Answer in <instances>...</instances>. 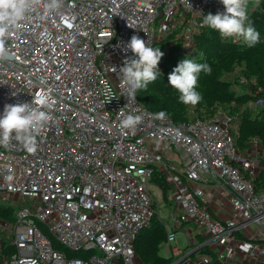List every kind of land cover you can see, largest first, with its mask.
I'll list each match as a JSON object with an SVG mask.
<instances>
[{
	"label": "built area",
	"instance_id": "built-area-1",
	"mask_svg": "<svg viewBox=\"0 0 264 264\" xmlns=\"http://www.w3.org/2000/svg\"><path fill=\"white\" fill-rule=\"evenodd\" d=\"M47 3L39 0L18 22L6 37L9 58L0 60V114L47 91L52 116L35 152L15 139L0 146V199L18 206L13 220L0 218V264H144L135 243L157 213L155 171L183 212L163 246L173 264L185 257L182 264H210L203 249L225 264H264L259 139L242 151L236 116L219 110L176 125L143 107L138 91L129 104L119 88L133 35L154 48L181 30L192 49L209 29L200 27L203 15L224 11L220 0H62L52 11ZM257 94L251 105L264 108V90ZM121 111L142 115L135 131L119 126ZM209 188L230 203L226 219L215 216ZM187 225L201 242L180 253L175 231ZM247 227L257 232L246 237Z\"/></svg>",
	"mask_w": 264,
	"mask_h": 264
},
{
	"label": "trees",
	"instance_id": "trees-1",
	"mask_svg": "<svg viewBox=\"0 0 264 264\" xmlns=\"http://www.w3.org/2000/svg\"><path fill=\"white\" fill-rule=\"evenodd\" d=\"M248 15L260 32V42L253 47H248L245 43H235L230 38L223 39L217 31L210 28L195 37V46L189 50L185 46L181 30L156 44L154 48L160 47L164 53L159 63L160 74L146 90H138L139 103L151 112H163L176 125L197 118L209 119L219 110L226 111L239 120L240 136L237 145L240 150H248L255 138L259 139L264 148V108L251 105L259 99L257 92L264 90V0H260L259 7L250 4ZM185 58L193 59L197 63H207L212 68L211 74L202 72L199 75L196 90L202 99L194 107L181 103L178 92L168 83V75ZM253 80L255 82L250 83ZM215 105L222 107H214ZM151 181L164 191L171 190L158 171L152 175ZM258 185L262 189L264 173L258 178ZM0 218L13 220L1 209ZM168 236L166 224L156 213L136 240L137 257L144 264H173L174 256L161 253ZM199 238L198 241L201 242ZM200 253L210 257V264H225L210 250L203 249Z\"/></svg>",
	"mask_w": 264,
	"mask_h": 264
},
{
	"label": "clouds",
	"instance_id": "clouds-1",
	"mask_svg": "<svg viewBox=\"0 0 264 264\" xmlns=\"http://www.w3.org/2000/svg\"><path fill=\"white\" fill-rule=\"evenodd\" d=\"M39 0H0V60L9 58L5 46L6 37L24 19ZM224 6L223 12L203 15L200 27H208L219 33L221 38L241 40L253 47L260 42V32L253 25L248 15L251 4L259 7L260 0H220ZM62 0H48L46 8L49 11L57 9ZM125 50H130L132 57L126 58L119 69V88L124 89L129 99V104L136 101V92L147 89L148 85L157 80L160 74L158 65L164 56L160 47L153 48L148 40L138 35H133L125 45ZM113 72L116 71L114 67ZM211 74L212 68L207 63H197L193 59L185 58L168 75L169 85L179 94V101L185 105L195 106L202 99L196 90L200 73ZM111 96L108 88L104 90ZM112 100V99H111ZM51 106V96L47 91L33 95L31 103L18 102L5 104L3 113L0 114V146L8 145L13 139L21 142L28 152L37 149V136L42 128L51 121L52 116L44 109ZM120 115V127L135 131L142 123V115L130 112ZM164 113L156 114V118Z\"/></svg>",
	"mask_w": 264,
	"mask_h": 264
},
{
	"label": "rangeland",
	"instance_id": "rangeland-1",
	"mask_svg": "<svg viewBox=\"0 0 264 264\" xmlns=\"http://www.w3.org/2000/svg\"><path fill=\"white\" fill-rule=\"evenodd\" d=\"M243 82L244 81H242V83ZM254 82H255V80L251 81L250 83H254ZM238 87L242 88L243 86L238 85ZM217 106L222 107L221 105H215L214 107H217ZM177 158L179 159V157H177ZM177 158H176V161L179 162V160ZM178 166H180V164H178ZM169 188H170V186H169ZM210 190L211 189L209 188L208 194H209ZM150 192H151V195H152V197L156 203L155 210L157 211L158 217L160 218V220L162 222H164L166 224L168 231H174L175 229L173 227H174L175 216L176 215L181 216L183 214V212L176 207V204H175L173 197H172L171 190L168 189V191H164L161 187H159L157 184H155L153 181H151ZM214 201L219 203V204H223L222 200L214 199ZM211 202H213V199L211 200ZM0 209L5 211L6 216H8L10 218H14V214H15L16 210L18 209V206L13 201L6 200V199H0ZM225 210L227 211L226 206L224 208V211ZM181 230H183V231H181ZM189 230L194 232V234H195V232H197V230H195L194 226H192V225H187V226H185V228H178V230L175 231L177 243L179 242V245H181V247H185V246L189 245V237H187V231H189ZM255 232H257V229L255 227H247L242 231V233L246 237H250ZM0 237H3L1 233H0ZM174 246H175V243L173 244V247ZM161 253L163 255L168 256V254L164 253L163 249L161 250Z\"/></svg>",
	"mask_w": 264,
	"mask_h": 264
},
{
	"label": "crops",
	"instance_id": "crops-1",
	"mask_svg": "<svg viewBox=\"0 0 264 264\" xmlns=\"http://www.w3.org/2000/svg\"><path fill=\"white\" fill-rule=\"evenodd\" d=\"M210 189L211 190L209 192V198L211 200L213 199V207H214L215 216L218 218L226 219L229 216V213L231 211L230 203H228V201L225 198L218 197V194H216V191L214 189H212V188H210ZM214 199L222 200L223 204H219V203L215 202ZM225 206L227 207V211L226 210L224 211ZM182 228H185V227H182ZM181 231H183V230H181ZM187 237H189V245H187L185 247H181V245H179V242L177 243V238H176V243H175L174 248H177V250H179L180 253L186 252L189 248L195 246L196 243L198 242V237H194L193 232L191 230L187 231ZM162 249H163L165 254H168V256L171 255V253L166 252L163 247H162Z\"/></svg>",
	"mask_w": 264,
	"mask_h": 264
},
{
	"label": "water",
	"instance_id": "water-1",
	"mask_svg": "<svg viewBox=\"0 0 264 264\" xmlns=\"http://www.w3.org/2000/svg\"><path fill=\"white\" fill-rule=\"evenodd\" d=\"M187 257H185L184 259H182L178 264H182L185 260H186Z\"/></svg>",
	"mask_w": 264,
	"mask_h": 264
}]
</instances>
